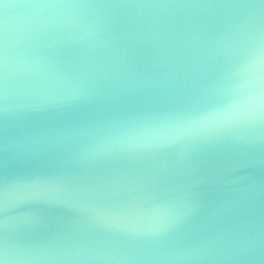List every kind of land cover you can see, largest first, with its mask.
Returning a JSON list of instances; mask_svg holds the SVG:
<instances>
[{
	"label": "water",
	"instance_id": "water-1",
	"mask_svg": "<svg viewBox=\"0 0 264 264\" xmlns=\"http://www.w3.org/2000/svg\"><path fill=\"white\" fill-rule=\"evenodd\" d=\"M237 15L126 4L84 10L38 37L30 53L34 70L13 85L11 103L45 106L18 109L5 126L0 120V187L49 189L8 210L21 243L70 247L105 238L81 206L128 201L146 220L154 210L174 213L190 201L193 210L172 243L180 255L205 247L215 255L180 264H264V124L139 154L101 149L115 125L149 102H225L226 63L215 53ZM247 238L252 253L225 255Z\"/></svg>",
	"mask_w": 264,
	"mask_h": 264
},
{
	"label": "snow or ice",
	"instance_id": "snow-or-ice-1",
	"mask_svg": "<svg viewBox=\"0 0 264 264\" xmlns=\"http://www.w3.org/2000/svg\"><path fill=\"white\" fill-rule=\"evenodd\" d=\"M139 3L237 10L235 23L227 29L215 53L226 63L221 77L227 82L229 95L225 102L210 105L197 101L149 102L110 130L109 137L122 147L106 152L139 154L155 150L167 143L155 130L190 112L208 113L210 118L204 121V126L214 128L216 134L264 124V0H0V120L4 126L18 109L36 110L45 106L11 103L13 85L34 70L35 61L30 53L40 35L75 22L84 10ZM67 13L77 15L69 17ZM84 95L82 92L70 99ZM244 163L250 165L254 161ZM48 190L39 184H17L13 196L7 184L0 187V211L4 213L0 218V264H180L215 255L212 247L199 249L191 256L178 254L172 243V233L179 226L175 225L174 213L154 210L145 220L144 214L128 201L102 207L81 206L86 222L107 233L96 243L70 247L21 243L16 235L19 229L7 217L13 200L39 197ZM254 249L247 238L225 255L250 254Z\"/></svg>",
	"mask_w": 264,
	"mask_h": 264
},
{
	"label": "clouds",
	"instance_id": "clouds-1",
	"mask_svg": "<svg viewBox=\"0 0 264 264\" xmlns=\"http://www.w3.org/2000/svg\"><path fill=\"white\" fill-rule=\"evenodd\" d=\"M256 79L257 81L259 80L258 71L256 73ZM209 118V114L206 112H190L175 117L170 123L156 129L155 131L167 143L199 141L216 135L214 128L204 126V121ZM121 147L122 146L118 142L110 137L101 145V149L104 151L108 149L118 150ZM31 184L39 183H25V185ZM39 185L45 186L43 184ZM16 186L17 184H13L10 187V192L13 194V196H15ZM27 199L30 198L14 199L11 207H14ZM193 206V203L186 201L182 205L176 207L174 211L175 225H180L188 217V215L193 210Z\"/></svg>",
	"mask_w": 264,
	"mask_h": 264
}]
</instances>
